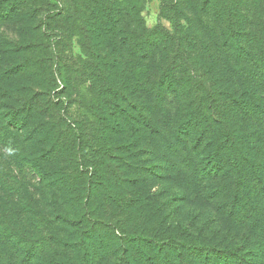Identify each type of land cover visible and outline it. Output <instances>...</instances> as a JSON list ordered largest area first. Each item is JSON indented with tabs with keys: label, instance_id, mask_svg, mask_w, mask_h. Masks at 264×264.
Masks as SVG:
<instances>
[{
	"label": "trees",
	"instance_id": "trees-1",
	"mask_svg": "<svg viewBox=\"0 0 264 264\" xmlns=\"http://www.w3.org/2000/svg\"><path fill=\"white\" fill-rule=\"evenodd\" d=\"M86 1L35 27L82 67L0 113V264H264V0Z\"/></svg>",
	"mask_w": 264,
	"mask_h": 264
},
{
	"label": "rangeland",
	"instance_id": "rangeland-1",
	"mask_svg": "<svg viewBox=\"0 0 264 264\" xmlns=\"http://www.w3.org/2000/svg\"><path fill=\"white\" fill-rule=\"evenodd\" d=\"M8 1L10 0H0V84H2V86L9 84V82H5L3 78L7 77L6 75L10 68V64H18L19 66L23 64L25 66V72L21 74L23 78L16 81L15 84V87L20 85L24 90L20 92L14 90L11 98H4V106L1 103L2 109L0 111L2 116L6 113L3 109L5 106L22 105V101H25L29 97L36 96V94L42 90V87L48 84L49 77L51 78V72L55 74L54 77L59 86L54 92L60 91L64 86H61L62 80L60 81L59 79L60 77L57 72L58 68L61 66V71L66 74L67 70L72 71L73 67L74 69L81 68L83 64L82 61L83 59L85 60V56L82 52L83 50L78 46L77 37H73V39L65 45L59 44L58 46L56 42L59 41L53 43L43 30L38 29L36 31L35 27L40 25V23L43 24L46 22L47 17L61 12L59 9H61L64 3L62 0H44V4L40 8V13L37 18L38 23L36 22V4L34 0H28L29 3H26L25 8H22V10H32V13L21 14L22 21L16 22L15 16L11 17L10 21H6L3 16V11L9 8ZM23 2L24 0L20 1L21 4H23ZM86 2L88 4L90 3L88 6H93L96 1L87 0ZM98 2L104 4L101 0ZM56 6H59L58 9H55ZM32 8H34V10ZM162 9L163 5L160 0H145L143 18L148 28L153 29L158 25L169 30L173 28L177 18L169 13H163ZM82 10L85 13V7ZM33 14L35 22H33ZM85 17L92 19L90 15L87 14H85ZM53 46H55V49ZM58 59H60V64L57 61ZM62 96L64 99L68 97V94H63ZM67 110L68 117L72 120V116L76 112V107L73 105L67 108ZM117 155L119 157L121 156L119 152ZM132 191V188L129 189L126 187V192L128 194ZM152 192L158 197V202L161 205V200L159 198L161 196L160 187H155ZM129 219L131 220L132 218L129 217Z\"/></svg>",
	"mask_w": 264,
	"mask_h": 264
}]
</instances>
